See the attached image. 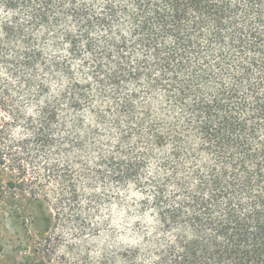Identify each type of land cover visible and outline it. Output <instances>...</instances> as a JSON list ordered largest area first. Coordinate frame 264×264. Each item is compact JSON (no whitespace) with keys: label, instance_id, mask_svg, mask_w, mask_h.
<instances>
[{"label":"trees","instance_id":"1","mask_svg":"<svg viewBox=\"0 0 264 264\" xmlns=\"http://www.w3.org/2000/svg\"><path fill=\"white\" fill-rule=\"evenodd\" d=\"M0 48L11 199L135 219L93 264H264V0H0Z\"/></svg>","mask_w":264,"mask_h":264},{"label":"rangeland","instance_id":"2","mask_svg":"<svg viewBox=\"0 0 264 264\" xmlns=\"http://www.w3.org/2000/svg\"><path fill=\"white\" fill-rule=\"evenodd\" d=\"M2 72L0 66V76ZM6 130L10 142L24 134L19 128L7 127ZM45 162L37 159L40 167ZM33 177L28 176V179ZM40 178L39 189L28 188L27 191L37 195L47 192L48 188L41 187L47 176ZM7 182V176L0 174V191L5 194L0 193L1 264H93L102 252L110 253L134 241L129 229L136 220L126 217L125 211L115 206L101 209L92 220L95 226L97 222L100 224L96 234L79 237L81 229L78 223L65 220L56 224L48 205L44 202L36 204L30 194L17 191L11 199L13 193L4 188Z\"/></svg>","mask_w":264,"mask_h":264}]
</instances>
